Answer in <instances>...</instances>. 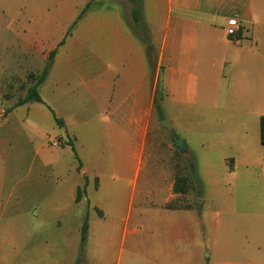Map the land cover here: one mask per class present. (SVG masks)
<instances>
[{
	"label": "crops",
	"instance_id": "crops-1",
	"mask_svg": "<svg viewBox=\"0 0 264 264\" xmlns=\"http://www.w3.org/2000/svg\"><path fill=\"white\" fill-rule=\"evenodd\" d=\"M90 2L53 1L61 5L60 12L41 18L33 12L24 13V0H0V5H16L15 14L14 9L9 12L14 18L6 29L1 21L5 11L0 9V35L11 29L21 53H39L40 37L49 38V55L56 51L39 87L43 102L13 108L6 119H0V130L15 124L22 133L41 135L46 150L51 148L46 139L59 140L63 150L74 153L76 172L96 176L100 191L105 174L111 175L117 194L120 181H131L127 214L121 221L115 214L118 200L109 207L112 215L97 204L107 217V222H98L101 228L106 227L103 234L101 229L93 236L89 223L84 264H104L101 251L89 255L92 240L97 249L99 240L109 246L118 243L122 253L128 244L131 264H193L205 250L201 244L203 226L198 210L170 207L178 197L175 177L169 166L158 160L151 141L155 97L160 88L164 118H169L166 120L172 122L175 132L183 133L188 123L183 118L193 116L205 101L222 99L237 84L239 72H257L262 88L264 0H140L150 34L148 43L135 30L131 0H94L78 19ZM97 3L102 6L94 12ZM75 22L72 35L66 37ZM232 24L241 25L238 41L227 35ZM149 45L153 48L150 57ZM257 116L260 139L264 112ZM46 123L51 124L50 130L43 129ZM87 161L93 164L90 171ZM223 162L237 177L241 162L226 156ZM242 164L246 171L240 190L244 205L240 237L245 255L251 244L264 247V159ZM79 186L81 182L75 186L74 202ZM201 200L198 206L202 208L206 200ZM211 237L215 243V235ZM80 243L79 235L77 252L67 253L60 262L53 255L47 262L33 264H75ZM16 256V264H24L18 260L19 251Z\"/></svg>",
	"mask_w": 264,
	"mask_h": 264
},
{
	"label": "rangeland",
	"instance_id": "rangeland-1",
	"mask_svg": "<svg viewBox=\"0 0 264 264\" xmlns=\"http://www.w3.org/2000/svg\"><path fill=\"white\" fill-rule=\"evenodd\" d=\"M24 1L27 4L24 13L33 12L41 18L58 14L61 8L60 4H53L58 0H35L36 4L32 0ZM101 6L102 3H97L93 11L97 12ZM15 7L0 5V9L5 11L1 19L3 29L14 18L9 12L14 9V15ZM123 7L127 11V6ZM74 27L67 31L66 37L72 35ZM12 34V30L7 29L0 35L2 120L36 83L50 50L49 38L40 37L39 53L33 56L21 53ZM11 44L13 46L8 47ZM244 73L237 74V84L222 99L205 101L202 107L194 110L193 116L184 117L188 122L185 132L167 131L160 125L163 120L157 112L152 120L151 141L155 142L158 160L166 163L165 167L168 165L175 177L178 197L170 207L198 210L201 218V244L205 250L193 264H264V247L251 244V250L248 249L244 255L240 237V209L244 208L240 190L246 171L242 163L249 159H264L257 116L264 112V85L261 88L257 72L249 70L246 75ZM43 129L50 130L51 124H44ZM179 140L186 141L187 155L174 148ZM42 141L41 135L22 133L15 124L0 130V264H16V251H19L18 260L24 264L47 262L53 255L60 262L67 253L77 252L80 229L87 212L93 236L98 230L102 229V234L105 231L106 226L101 228L98 220L107 222L99 205L112 215L109 207L118 200L114 205L118 206L116 217L121 221L127 214L131 181H120L121 189L117 194L111 175L105 174L100 191V181L96 176L89 178L76 172L78 162L70 149L63 150V143L59 140L46 139L51 147L46 150L41 146ZM55 142L59 147L54 145ZM223 156L236 157L241 162L237 177L224 164ZM192 159L196 162L199 181L195 180L189 168ZM85 165L88 171L93 167L88 161ZM79 182L80 197L78 202H74L73 193ZM203 198L206 203L201 208L196 199ZM262 223L264 226V215ZM211 235H215V243ZM98 244L97 249L92 240L89 255L101 251L105 254L104 264H117L119 257L121 264H131L128 244L123 247V253L118 243L109 246L99 240ZM247 257L248 260L245 259Z\"/></svg>",
	"mask_w": 264,
	"mask_h": 264
},
{
	"label": "trees",
	"instance_id": "trees-1",
	"mask_svg": "<svg viewBox=\"0 0 264 264\" xmlns=\"http://www.w3.org/2000/svg\"><path fill=\"white\" fill-rule=\"evenodd\" d=\"M93 1L94 0H91V2L89 4H87V6L82 10L78 19H80L82 17V15L90 8ZM131 1L135 4V7L132 10V16H133V22H134L135 30L143 38L145 43H148L150 41V34H149L148 27L142 18V4H141L140 0H131ZM75 24H76V22L73 24L72 27H74ZM152 50H153L152 46L149 45L147 47V52L149 54V57H150V53L152 52ZM55 54H56V51H53L50 53L49 60L46 64V66L44 67V69L42 70L41 74L39 75L36 83L28 90L27 95L23 99L19 100L13 106V108H15L17 106L24 105V104L29 103V102H39V103L43 102L42 98L39 94V87L44 82V80L46 79V76L48 75V72L50 70V66L53 62ZM162 100H163V96H162L160 88H159V90L157 91V96L155 97L154 105H155V109H156L158 115L161 117L162 120H164V114H163L162 105H161ZM57 122L60 123L59 120H57ZM260 140H261L262 145H264V116L260 117ZM77 159H78V157H77ZM80 166H81V164H79V167H78L79 170H80ZM189 168H190L195 180L199 181V178L197 176V170H196V162L194 161V159H192L191 162L189 163ZM85 186H86V183H85ZM174 189H175V187H174ZM175 191H176V189H175ZM80 192H81V189L78 188L77 197H76L77 202L79 201ZM88 231H89V213H86V215L84 216L82 225H81L80 251H79V256H78L75 264H84L85 263V253H86Z\"/></svg>",
	"mask_w": 264,
	"mask_h": 264
},
{
	"label": "water",
	"instance_id": "water-1",
	"mask_svg": "<svg viewBox=\"0 0 264 264\" xmlns=\"http://www.w3.org/2000/svg\"><path fill=\"white\" fill-rule=\"evenodd\" d=\"M161 126L164 127L167 131L172 132L173 131V125L172 122L169 120H165L161 122ZM174 148L177 149L182 155H187V143L185 140H179L174 144ZM203 201L196 199V204L201 205Z\"/></svg>",
	"mask_w": 264,
	"mask_h": 264
},
{
	"label": "built area",
	"instance_id": "built-area-1",
	"mask_svg": "<svg viewBox=\"0 0 264 264\" xmlns=\"http://www.w3.org/2000/svg\"><path fill=\"white\" fill-rule=\"evenodd\" d=\"M241 25L240 24H232L227 29V35L231 38L233 41H238V34L241 31ZM57 142L54 143L55 146H57Z\"/></svg>",
	"mask_w": 264,
	"mask_h": 264
}]
</instances>
